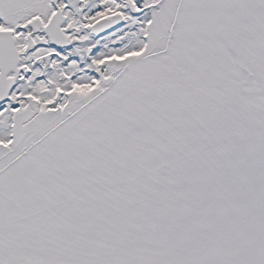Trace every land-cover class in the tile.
Instances as JSON below:
<instances>
[{"label":"snow or ice","instance_id":"snow-or-ice-1","mask_svg":"<svg viewBox=\"0 0 264 264\" xmlns=\"http://www.w3.org/2000/svg\"><path fill=\"white\" fill-rule=\"evenodd\" d=\"M0 264H264V0H0Z\"/></svg>","mask_w":264,"mask_h":264}]
</instances>
